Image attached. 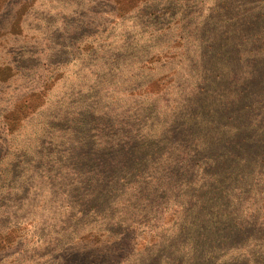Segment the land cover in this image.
<instances>
[{
  "label": "rangeland",
  "instance_id": "374dc122",
  "mask_svg": "<svg viewBox=\"0 0 264 264\" xmlns=\"http://www.w3.org/2000/svg\"><path fill=\"white\" fill-rule=\"evenodd\" d=\"M263 131L264 0H0V264H264Z\"/></svg>",
  "mask_w": 264,
  "mask_h": 264
},
{
  "label": "trees",
  "instance_id": "16d2710c",
  "mask_svg": "<svg viewBox=\"0 0 264 264\" xmlns=\"http://www.w3.org/2000/svg\"><path fill=\"white\" fill-rule=\"evenodd\" d=\"M239 130H241V128H239V127L235 128V134H234V138L236 139V142L234 143L235 144V150L238 153H239V150H242V147L245 143L244 138L243 139H241L239 137L237 138L238 134L240 133ZM262 133L264 134V131ZM246 138H248V137H246ZM249 140H250V142H252L253 139L251 137H249ZM250 150H252L254 152V155L256 152L259 153V156L252 158L253 160L255 158H258L260 161L264 160V138L262 137V139L258 143H255L253 148L250 147ZM248 157L250 158V154H248ZM237 163H243L244 165H248L249 159L248 160L241 159L240 161L237 160L236 164Z\"/></svg>",
  "mask_w": 264,
  "mask_h": 264
}]
</instances>
